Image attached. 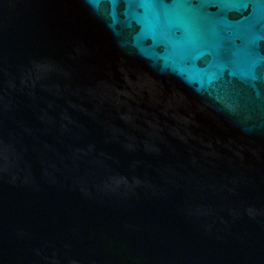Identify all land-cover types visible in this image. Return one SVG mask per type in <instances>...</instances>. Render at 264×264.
I'll list each match as a JSON object with an SVG mask.
<instances>
[{
  "label": "water",
  "instance_id": "1",
  "mask_svg": "<svg viewBox=\"0 0 264 264\" xmlns=\"http://www.w3.org/2000/svg\"><path fill=\"white\" fill-rule=\"evenodd\" d=\"M0 264H264V0H0Z\"/></svg>",
  "mask_w": 264,
  "mask_h": 264
}]
</instances>
